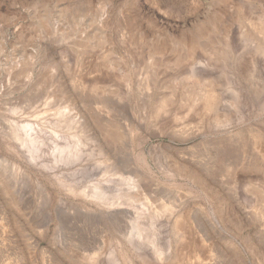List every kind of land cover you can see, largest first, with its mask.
<instances>
[{"label":"rangeland","instance_id":"1","mask_svg":"<svg viewBox=\"0 0 264 264\" xmlns=\"http://www.w3.org/2000/svg\"><path fill=\"white\" fill-rule=\"evenodd\" d=\"M161 263L264 264V0H0V264Z\"/></svg>","mask_w":264,"mask_h":264},{"label":"bare ground","instance_id":"2","mask_svg":"<svg viewBox=\"0 0 264 264\" xmlns=\"http://www.w3.org/2000/svg\"><path fill=\"white\" fill-rule=\"evenodd\" d=\"M196 62V61H195ZM197 64V63H196ZM196 64H195V66H196ZM197 66H198V64H197ZM194 67V66H193ZM194 69V68H193ZM211 85V84H210ZM210 90H212V88L210 87ZM205 94V105H206V108H208V109H212L213 107H214V103H215V101H214V96H213V93H212V91H209L208 90V92H205L204 93ZM69 108V107H68ZM63 109V108H62ZM65 110V109H64ZM66 113V112H65ZM64 114V113H63ZM96 117V116H95ZM94 117V118H95ZM96 121V120H95ZM94 121V122H95ZM93 122V123H94ZM97 123V122H96ZM102 125V124H101ZM100 128V127H99ZM73 137H75V148L77 149L78 147H81V143H82V140L77 136H75V135H73ZM92 140V139H91ZM79 149V148H78ZM80 150V149H79ZM74 152V151H73ZM70 153H71V151H70ZM75 154V153H74ZM145 182V181H144ZM128 184L129 185H131V186H133L134 188H135V184L134 183H132V182H128ZM138 186V185H137ZM146 188V187H145ZM148 189V188H147ZM146 189V190H147ZM145 190V189H144ZM92 194L94 195V196H99V192L98 191H96V190H93L92 191ZM106 195V194H105ZM103 199V198H102ZM133 237H135L136 239H140V234H139V232L138 231H136L135 232V234L133 235ZM154 254H155V256L157 257V259H163V253H162V251L159 249V248H155L154 249ZM179 256L177 255V253H176V255L174 256V259H176V258H178ZM162 264V263H161ZM163 264H170V263H163Z\"/></svg>","mask_w":264,"mask_h":264}]
</instances>
